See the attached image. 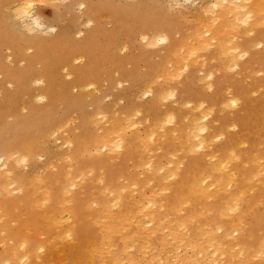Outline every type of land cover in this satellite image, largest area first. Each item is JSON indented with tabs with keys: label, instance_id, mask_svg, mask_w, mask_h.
Returning <instances> with one entry per match:
<instances>
[{
	"label": "bare ground",
	"instance_id": "1",
	"mask_svg": "<svg viewBox=\"0 0 264 264\" xmlns=\"http://www.w3.org/2000/svg\"><path fill=\"white\" fill-rule=\"evenodd\" d=\"M258 74L264 0H0V264H264Z\"/></svg>",
	"mask_w": 264,
	"mask_h": 264
},
{
	"label": "rangeland",
	"instance_id": "2",
	"mask_svg": "<svg viewBox=\"0 0 264 264\" xmlns=\"http://www.w3.org/2000/svg\"><path fill=\"white\" fill-rule=\"evenodd\" d=\"M198 2H200V1H203V0H197ZM66 3V1H64V3H61L62 5H60L61 7L64 5ZM59 4V3H58ZM58 4H56V5H58ZM51 5H54V3H52V4H40L39 5V9H38V11L39 12H41V14H42V17L45 19V20H49L51 17H52V11H51ZM59 6V5H58ZM192 8H187V9H183V13H185V15H186V17H191L192 16V14H191V12H192ZM71 12H72V14H75V15H78L79 14V7H78V5H74L73 7H72V9H71ZM69 14H66L65 15V17L64 18H69ZM232 75V74H231ZM259 75V74H258ZM262 76V77H261ZM259 75V76H257V75H255V76H251V77H248V76H238V77H235L236 79V81H241L243 84H245V85H250V84H260L259 82L261 81V80H263V82H264V76L263 75ZM259 78V79H258ZM240 79V80H239ZM246 80H248V81H246ZM253 80V81H252ZM123 85H125L126 86V83H124ZM124 86V87H125ZM260 93H262V94H260ZM100 94V93H99ZM259 96H258V95ZM264 94V90H260L258 93H255V96H254V94L252 95L253 97H251L252 99H255V100H263L264 101V97H262V96H264L263 95ZM98 96V95H97ZM100 96H101V94H100ZM100 96H98V97H100ZM261 97V98H260ZM101 98V97H100ZM107 100H108V98H107ZM137 100H139V99H137ZM104 101V103H108L109 102V100L108 101H106V99H104L103 100ZM102 102V100H100L99 101V103H101ZM123 102V101H122ZM120 103L119 102V104L121 105H124V104H127V102L125 101V102H123V103ZM121 105V106H122ZM88 109H90L89 107H87V110Z\"/></svg>",
	"mask_w": 264,
	"mask_h": 264
}]
</instances>
